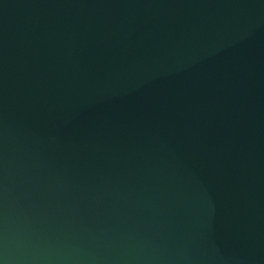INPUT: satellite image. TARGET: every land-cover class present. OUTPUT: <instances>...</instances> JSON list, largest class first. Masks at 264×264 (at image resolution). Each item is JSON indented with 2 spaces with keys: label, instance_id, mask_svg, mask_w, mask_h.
<instances>
[{
  "label": "water",
  "instance_id": "95a60500",
  "mask_svg": "<svg viewBox=\"0 0 264 264\" xmlns=\"http://www.w3.org/2000/svg\"><path fill=\"white\" fill-rule=\"evenodd\" d=\"M3 264H264V0H0Z\"/></svg>",
  "mask_w": 264,
  "mask_h": 264
},
{
  "label": "clouds",
  "instance_id": "9594fccd",
  "mask_svg": "<svg viewBox=\"0 0 264 264\" xmlns=\"http://www.w3.org/2000/svg\"><path fill=\"white\" fill-rule=\"evenodd\" d=\"M0 264H3V261H0Z\"/></svg>",
  "mask_w": 264,
  "mask_h": 264
}]
</instances>
